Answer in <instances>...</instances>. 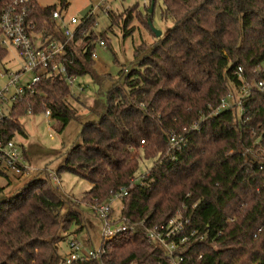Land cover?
<instances>
[{
    "label": "trees",
    "instance_id": "16d2710c",
    "mask_svg": "<svg viewBox=\"0 0 264 264\" xmlns=\"http://www.w3.org/2000/svg\"><path fill=\"white\" fill-rule=\"evenodd\" d=\"M162 1L160 16L169 25L161 37L149 24L150 7L142 16L131 6L120 22L112 9L106 13L127 37L135 31L128 25L136 11L153 41L142 37L134 44L131 65L120 71L105 101L88 107L100 119L83 124L80 141L66 150L56 173L70 171L90 183L79 200L90 206L128 189L120 212L128 229L102 243L101 259L72 264H264V91L253 89L241 106L213 114L245 80L264 81V0ZM33 4L35 30L55 28L57 8ZM83 20L66 62L78 77L94 73L96 44L108 43L94 35L92 15ZM57 37L66 40L60 32ZM5 54L0 46V57ZM106 77L97 76L96 92ZM73 96L58 75L41 78L12 103L1 135L20 142L28 134L19 118L40 112H50L56 130H64L78 115ZM171 135L184 137L180 151H170ZM141 155L153 166L138 178ZM42 171L0 201V264H64L58 250L63 232L83 227L81 204L58 192L50 169ZM7 175L0 161V177ZM4 190L0 186V195ZM173 217L185 221L189 234L175 252L181 261L147 237L148 229Z\"/></svg>",
    "mask_w": 264,
    "mask_h": 264
},
{
    "label": "rangeland",
    "instance_id": "374dc122",
    "mask_svg": "<svg viewBox=\"0 0 264 264\" xmlns=\"http://www.w3.org/2000/svg\"><path fill=\"white\" fill-rule=\"evenodd\" d=\"M36 1L44 8L46 6H54L60 9L65 20L75 17L81 22L83 21L81 11L89 5H93L90 14L93 20H95V24L92 27V31L94 35L98 37L106 36L105 38L103 37V39H107L108 41L106 46H100L98 42L96 44L95 51L97 52V57L93 68L95 74L90 72L80 75L76 83L70 85L74 96L70 97L69 101L77 109L78 115L64 130H56V123L52 122V119L47 117L43 112L34 115H24L19 118L27 131L28 137H18V140L24 143L28 148H32L34 152L31 157L32 168L41 170V172H44L42 170L47 168H52L57 172L59 169L58 167L64 161L66 150L80 141V133L83 124L89 120L98 121L100 119L99 116L89 113L88 107L97 100L105 101V92L112 85L114 80L118 78L120 71L129 68L131 65L134 58V44L140 43L142 37L146 38L149 42L153 41V37L149 34L146 26L142 25L136 18L138 16L136 11L141 12L143 14L142 16L146 15L150 7V1L108 0L112 3V10L118 22H120L118 18L122 19V17H126L125 14L131 9V6H136L137 10L133 16L134 19L128 25V28H134L135 31L127 37L123 34L121 23L119 24L120 26L118 24H113L109 15L100 8V0H67L68 5L63 9L61 8L60 0ZM161 6H163V1L156 0L155 10L151 18L153 26L156 29L166 31L169 24L160 16ZM52 25L55 26L54 22H52ZM56 29H58L57 26ZM1 47L7 50V54H5L6 56L0 57V71L8 70L12 73L18 71L23 65V60L20 55H18L15 48ZM98 75L108 76L101 83L102 89L100 93L96 92L97 83L95 80ZM32 76V73H27L24 79L26 81H31ZM80 85H82L84 89L80 87ZM11 106L12 104L7 106V111ZM152 164L153 159L150 158L147 160L141 155L137 177L139 178L142 174L147 173L153 166ZM6 170L8 175L0 177V186H5L4 192L0 195V201L15 193L19 189L18 186L21 184V182L17 183V177L14 171ZM9 181H12V183ZM52 184L55 185L58 192L64 197L72 196L78 200L77 202L81 204L79 210L83 218V227L78 233H74V230L77 228L76 225L72 226L69 231L63 232L65 239L58 245L60 253L65 255L69 251L68 243L73 238H76L83 246L86 239L90 238L92 244L86 245L85 247H99L102 242V220L94 213L90 204L87 205L79 201L82 195H84V192L90 189V183L85 179H80L70 171H62L59 174V182L52 179ZM122 207L123 203L121 200H117L113 203V208L116 213H120Z\"/></svg>",
    "mask_w": 264,
    "mask_h": 264
},
{
    "label": "built area",
    "instance_id": "2783aa9c",
    "mask_svg": "<svg viewBox=\"0 0 264 264\" xmlns=\"http://www.w3.org/2000/svg\"><path fill=\"white\" fill-rule=\"evenodd\" d=\"M4 7L0 13V46L15 48L18 55L23 60L22 67L15 72L8 70L0 71V161H2L8 170L14 171L18 175L34 173L38 169H33L26 163L25 153L20 142L15 140H7L1 135V127L9 116L10 109L7 106L15 102L20 96L24 95L32 85L39 82L41 78L49 75H58L65 79L69 85L76 83L78 76L70 75L67 69V51L68 43L75 38L79 30L81 22L79 19L72 17L65 20L60 9L53 12V18L58 29L53 28L46 33L36 31L37 24L30 19L31 11L36 5L33 0H3ZM100 8L107 13L112 9V3L108 0H100ZM91 13V12H90ZM88 15H91V14ZM87 15V16H88ZM60 32L66 40L57 37ZM101 44H103L101 42ZM93 57L96 59L97 52ZM27 73H32L31 81L24 79ZM242 76L243 68L239 67L237 71ZM23 82V83H22ZM82 87V86H81ZM253 89L264 91V81L254 84L245 80L238 93L230 92L224 96L213 111L217 114L222 110L241 106L245 97H247ZM243 113L242 107L240 109ZM50 112H46L49 117ZM198 125H194L196 129ZM144 143V141H142ZM185 143L184 137L178 138L175 135L170 136V151H180ZM264 151V148H263ZM58 182L55 172H50V177ZM128 194V189L121 188L114 192L110 200L94 201L91 205L94 213L102 220V242L97 248L84 247L77 239L69 241L70 252L66 256L64 264H72L73 262H90L101 259L106 249L102 243L110 242L118 238L120 234L128 229L127 219L116 213L113 203L122 200ZM185 221L181 217H173L166 225L148 229L147 237L150 242L162 247L172 259L178 258L182 260L181 255L175 254L179 248V244L188 240L189 234L184 232ZM184 232V234H183Z\"/></svg>",
    "mask_w": 264,
    "mask_h": 264
},
{
    "label": "crops",
    "instance_id": "0c3cea01",
    "mask_svg": "<svg viewBox=\"0 0 264 264\" xmlns=\"http://www.w3.org/2000/svg\"><path fill=\"white\" fill-rule=\"evenodd\" d=\"M82 85H80V87H81ZM82 88L84 89V87L82 86ZM50 117V116H49ZM23 145H24V143H22ZM23 152L25 153V157H26V163H27V165L28 166H30L31 168H32V166H31V157H32V155L34 154V152L32 151V148L31 147H27V146H23ZM55 172L56 173V171H54L52 168L50 169V172ZM38 172L37 171H35L34 173H28V174H25V175H16V181H17V183H19V182H21V184H24V183H26V182H28L29 180H31L32 178H34V176L37 174ZM56 175H57V177H58V182H59V175L56 173ZM52 176L50 177V180H51V183H52ZM54 180V179H53ZM10 183H12V181H9ZM55 183V182H54ZM19 185L18 186V188L19 187H21L22 185ZM16 186H17V184H16ZM18 188H16V189H18ZM88 243V244H87ZM90 243V244H89ZM92 243H91V239L90 238H87L86 239V242H85V244H84V247L87 245H91ZM68 246H69V243H68ZM68 249V248H67ZM69 252H70V249H69V251L65 254V256H67L68 254H69Z\"/></svg>",
    "mask_w": 264,
    "mask_h": 264
},
{
    "label": "water",
    "instance_id": "95a60500",
    "mask_svg": "<svg viewBox=\"0 0 264 264\" xmlns=\"http://www.w3.org/2000/svg\"><path fill=\"white\" fill-rule=\"evenodd\" d=\"M152 1L153 2L151 3V7L149 9V12L150 13H152L154 11V8H155V1L154 0H152ZM92 8H93V5H89L88 7H86L85 9H83L81 11V17L82 18L87 17V15L91 12ZM149 24H150L151 29L153 30L154 34H156L157 37H161L163 31L162 30H159V29H156L153 26V23H152V20L151 19L149 20ZM99 87L100 86L97 84V90L99 89Z\"/></svg>",
    "mask_w": 264,
    "mask_h": 264
}]
</instances>
